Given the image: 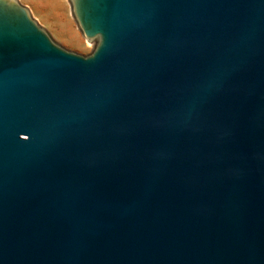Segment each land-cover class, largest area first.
<instances>
[{"label":"water","instance_id":"95a60500","mask_svg":"<svg viewBox=\"0 0 264 264\" xmlns=\"http://www.w3.org/2000/svg\"><path fill=\"white\" fill-rule=\"evenodd\" d=\"M69 4L0 0V264H264V0Z\"/></svg>","mask_w":264,"mask_h":264},{"label":"rangeland","instance_id":"374dc122","mask_svg":"<svg viewBox=\"0 0 264 264\" xmlns=\"http://www.w3.org/2000/svg\"><path fill=\"white\" fill-rule=\"evenodd\" d=\"M17 1L28 6L31 17L62 47L82 55L94 47L96 39L84 38L71 13L69 0Z\"/></svg>","mask_w":264,"mask_h":264},{"label":"bare ground","instance_id":"6f19581e","mask_svg":"<svg viewBox=\"0 0 264 264\" xmlns=\"http://www.w3.org/2000/svg\"><path fill=\"white\" fill-rule=\"evenodd\" d=\"M74 39H76V37L74 36Z\"/></svg>","mask_w":264,"mask_h":264}]
</instances>
